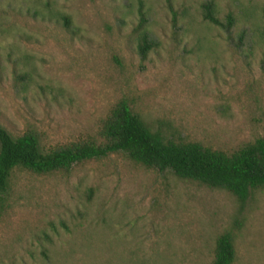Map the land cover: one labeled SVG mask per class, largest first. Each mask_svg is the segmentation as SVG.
I'll return each mask as SVG.
<instances>
[{
	"label": "rangeland",
	"instance_id": "374dc122",
	"mask_svg": "<svg viewBox=\"0 0 264 264\" xmlns=\"http://www.w3.org/2000/svg\"><path fill=\"white\" fill-rule=\"evenodd\" d=\"M212 1L232 36L202 19ZM264 0H0V124L45 150L95 136L125 100L154 128L231 152L264 138ZM154 47L137 53L138 10ZM71 19V30L60 16ZM247 41V42H246ZM16 75L22 76V81ZM0 204V264H210L234 219V264H264V189L224 190L122 155L68 174L15 171Z\"/></svg>",
	"mask_w": 264,
	"mask_h": 264
},
{
	"label": "trees",
	"instance_id": "16d2710c",
	"mask_svg": "<svg viewBox=\"0 0 264 264\" xmlns=\"http://www.w3.org/2000/svg\"><path fill=\"white\" fill-rule=\"evenodd\" d=\"M200 9L202 19L224 30L232 45L236 48L243 45L246 31H241L235 38L232 36L236 24L232 14L228 13L221 20L212 1L204 2ZM261 13L264 21V5ZM60 21L66 31L71 30L69 16L61 15ZM135 33L137 53L144 60L155 44L142 9L138 10ZM260 39L264 45V26ZM17 78L22 81L21 75H16ZM168 128L152 127L125 100L112 106L95 136L48 150L41 147L34 131L12 135L0 124V204L15 171L36 176L68 174L74 167L111 155H122L147 170L170 173L179 180L224 190L242 207L255 192L264 189V138L225 152L175 138L169 133L172 128ZM241 226V221L234 219L231 226L217 236L210 264L235 263L236 234Z\"/></svg>",
	"mask_w": 264,
	"mask_h": 264
}]
</instances>
